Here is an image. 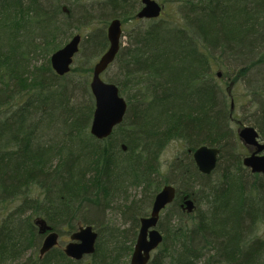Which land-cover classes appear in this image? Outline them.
I'll use <instances>...</instances> for the list:
<instances>
[{
  "label": "trees",
  "instance_id": "1",
  "mask_svg": "<svg viewBox=\"0 0 264 264\" xmlns=\"http://www.w3.org/2000/svg\"><path fill=\"white\" fill-rule=\"evenodd\" d=\"M65 2L0 0V264H130L141 218L168 183L177 194L161 212L163 241L148 264H264V174L244 165L248 149L232 125L254 126L264 142V0H162L152 19L137 16L142 0ZM114 18L126 40L105 72L128 109L98 139L93 68L58 75L51 55L73 28L98 23L82 40L101 56ZM130 21L139 24L125 28ZM239 81L248 95L241 118ZM172 141L184 150L164 172ZM202 145L221 149L210 174L193 157ZM110 208L129 227L106 221ZM40 220L61 233L93 225L95 252L77 260L58 245L41 257Z\"/></svg>",
  "mask_w": 264,
  "mask_h": 264
},
{
  "label": "water",
  "instance_id": "2",
  "mask_svg": "<svg viewBox=\"0 0 264 264\" xmlns=\"http://www.w3.org/2000/svg\"><path fill=\"white\" fill-rule=\"evenodd\" d=\"M143 6L137 16L141 19L157 18L163 11V5L158 0H142ZM109 46L100 56L93 67L90 87L95 97V110L91 123V133L98 139L109 137L115 127L124 121L128 109L126 98L121 95L117 84L107 82L102 78V73L115 60L123 39V27L120 18L112 19L107 27ZM82 35L77 33L69 41L52 53L51 65L58 75L70 72L75 55L79 52ZM221 73L219 72V76ZM238 135L241 141L251 151L243 158V163L254 173L264 174V142L260 138L258 130L251 125H244ZM221 152L219 147L202 145L193 153L195 163L204 174H210L217 166ZM177 194L174 184H164L156 193L150 214L141 218V225L137 236L130 264H148L151 253L163 241V234L158 229V221L161 211L171 204ZM186 209L191 212L195 208L194 200L186 198ZM40 230L49 233L45 236L40 247V256L59 243V233L52 230L45 221L40 220ZM98 232L93 225L80 224L77 230L70 235V240L64 247V252L71 258L83 259L92 255L96 250Z\"/></svg>",
  "mask_w": 264,
  "mask_h": 264
},
{
  "label": "rangeland",
  "instance_id": "3",
  "mask_svg": "<svg viewBox=\"0 0 264 264\" xmlns=\"http://www.w3.org/2000/svg\"><path fill=\"white\" fill-rule=\"evenodd\" d=\"M74 1H77V3H75ZM98 1L99 0H70V2H65L64 4L73 6V4L74 5L80 4L81 5V4L85 3V4H87L89 6L91 4H96ZM158 1L162 2V0H158ZM167 10L168 11H173L174 10V5L172 3H169L167 5ZM135 24H139V23H135V21H130L124 27L125 28H127V27L130 28L131 26L134 27ZM96 26H100V24H98V23L94 24L92 26V28L94 29ZM92 28L85 27V26H82L80 28V30H78L76 28H73V34L72 35H75L76 33H80V34H82L84 36V34H87V32H90L92 30ZM106 30H107V27H106ZM70 38L71 37H69L68 40ZM83 40H82V42L80 44V51L74 57V62L72 64V67H76V66L89 67L90 66V67L93 68L94 64L97 62V60L100 58V56L93 57L91 55V57H90V53L87 52V49L84 48V41ZM125 40H126V36H125V38H123L124 44H125ZM41 61H42V59L40 60V62ZM113 75H114L113 72L108 70V71L102 73V78L105 81L109 82L110 77H113ZM91 78H92V72H90L89 81H91ZM225 87H226V85H225ZM232 91H233V99H234L233 108H234L236 116L238 118H241V116L244 113L245 107L248 105V101H246L247 98H248V95H247L245 83L239 81L238 85L233 86V90ZM232 125L237 130V132L244 126V124L242 125V124H240L237 121H233ZM247 149L249 150V152L251 151V149H249L248 147H247ZM183 150H184V146H183V144L180 141H172L171 143L168 144V146L166 147V149L162 153V162H163V171L164 172L168 171V169H167L168 163L172 159H174L175 156L181 154L183 152ZM247 153H248V151H247ZM129 194L131 195V197L135 196V195L140 196L139 190H136V189L130 190ZM116 205H117V198L113 202V206H116ZM11 206L13 207V205H11ZM102 214H103L102 216L106 219V221L112 222L113 226L116 227V228H117V226L118 227H122V228H126V227H129V225H130L129 220L125 219V217L123 216V214H121L120 211L117 212V208L107 209ZM263 232H264V230H263ZM59 234H60L59 247L64 248L66 243L70 240L71 233H68V232L67 233H63V232L61 233V232H59ZM85 260H87V259H85Z\"/></svg>",
  "mask_w": 264,
  "mask_h": 264
}]
</instances>
